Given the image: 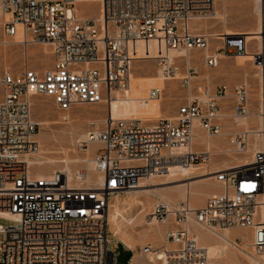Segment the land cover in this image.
<instances>
[{
	"label": "built area",
	"instance_id": "1",
	"mask_svg": "<svg viewBox=\"0 0 264 264\" xmlns=\"http://www.w3.org/2000/svg\"><path fill=\"white\" fill-rule=\"evenodd\" d=\"M215 1L104 0L103 21L97 23L72 13L75 0H0L4 37H19L25 47L48 45L54 59L44 73L0 70V220L8 222L0 225V264H118L119 246L109 230L111 199L176 169L212 166L213 153L195 142V127L198 124L209 137L220 135L221 100L230 95L226 87L214 89L207 79L199 82V69L189 61L182 63L186 70L180 79L187 100L175 121L147 125L107 116L102 128L89 124L87 139L78 149L85 153L95 145L92 156L101 182L88 180L87 169L73 178L63 172L38 178L26 156L38 149L34 97L52 98L61 112L109 103L113 92L130 86L133 65L141 60L139 44H157L154 60L167 78L180 68L175 61L170 64V52L212 50L205 57L210 68L222 58L254 52L264 93V35L258 49L248 47L245 36L215 37L219 43L212 48L211 36L192 32V21L209 18ZM260 4L264 14V0ZM162 93L154 89L150 98ZM232 94L234 116L249 117L248 86L238 84ZM260 115L264 117L263 109ZM252 134L237 133L230 142L236 154L251 156L248 166L207 172L221 192L201 208L187 200L172 209L163 202L155 204L154 219L166 223L170 216L175 218L176 228L166 231L158 250L162 264H209L208 252L190 231L192 224L214 233L250 229L253 250L264 256V128ZM255 145L259 150L250 153ZM142 252L154 251L145 247Z\"/></svg>",
	"mask_w": 264,
	"mask_h": 264
},
{
	"label": "rangeland",
	"instance_id": "2",
	"mask_svg": "<svg viewBox=\"0 0 264 264\" xmlns=\"http://www.w3.org/2000/svg\"><path fill=\"white\" fill-rule=\"evenodd\" d=\"M91 1L92 4L89 3L91 6H89V4H80L75 2L73 13L79 20L100 19L102 13L101 3L95 0ZM218 1L220 6L218 12L220 16L211 17L209 20H198L200 23L193 27L191 26L192 32L194 34L211 36L213 38L210 42L212 48L218 45L219 42L216 41L217 38L221 40L222 37L245 36L249 45L248 47L253 49V46H256L258 49L261 41L256 38L255 35L252 36L253 32H256L259 24V15L254 9V4L252 3L253 1ZM4 42L5 45L3 44ZM19 42L20 41L17 38L11 39L4 37L2 28L0 27V70H8L12 74L17 75L25 71L27 68L35 70L39 73H44L52 67L54 59L51 47L48 45H29L25 47L20 45ZM143 45H145L148 50L144 55H139V59L141 60L133 65L130 84L131 99L128 101H119L114 97L112 101L113 103L110 106L112 112L111 116L114 120L135 117L141 119V121L147 125L154 124L157 121L164 119L175 121L178 110L186 104L187 100V92L180 84V79L184 77L186 70L185 66L182 64L185 60L174 56L177 58L175 62L179 64L180 68L172 79L166 81L161 74V67H159L157 61L154 60L158 58L157 44L151 43L149 45ZM211 52L212 50L208 52L196 50L191 53V58L193 60L192 64L199 69L200 78L198 81L202 83L205 79H208L214 89L220 86L226 87L230 96L225 100H221L223 111L222 115L225 118L221 119L220 122V124H222V131L220 135L216 137H209L205 132L198 133L200 137L211 141V143L214 142L212 143V147L210 149L213 153L212 166L209 169L206 167H196L190 169L192 172H198L199 174H206L205 172H208L209 170L211 172H216L220 169L221 171L227 167H234L242 164L243 162L245 163L251 161L250 155L236 154L229 144V139L232 136L240 132H246L241 122L236 121L237 119H235L233 112L234 101L232 90L236 85L240 83H247L251 87V90L249 91V104L251 107L250 111L252 117L247 121V123L251 128L250 130H257L260 127V121L258 118L260 117L259 115L262 104V84L259 69L252 63L251 55L254 52H248V56L244 57L232 56L222 58L216 68H210L205 66L204 60L207 55L211 54ZM154 87H159L163 90L162 98L160 101L152 103V109L150 111H145L140 101L146 100L148 92ZM108 114L109 103H102L98 105H78L73 107L72 110L68 112H61L55 106L52 98L34 97L32 99V117L37 124H44L43 126L38 124V131L34 137V140L38 145V153L44 154L45 157L50 156V158H57L56 161L58 164L49 167L41 166L40 168L37 166H31L32 172L34 174L41 172H49V174H51L53 173V169L54 172H63L67 174V170L63 167L64 159L72 158L78 161H84L87 157H92L91 159H93V156H89L88 153L90 152V149L85 153L79 151L78 143L85 141L84 139H81L80 136L81 134H88L89 124L91 122H95L98 128H102L103 121ZM62 116H66L68 119L66 121L62 120ZM73 126L75 129L71 128ZM203 148L204 150H207L205 149L206 147ZM253 148L254 146L252 149ZM91 153L92 152H90V154ZM82 169H87L86 163L83 164V162H81L76 166H71L73 174H76ZM185 171L187 170H184L183 172ZM176 177L177 176H174L172 180H179ZM154 180L160 179L156 178ZM161 180H167L166 176L162 177ZM211 183L212 185L210 187H205L203 189L199 188L198 190L208 191L214 189L215 187L213 184L215 183H213V181ZM216 184L220 187V184L217 181ZM143 190L151 189L146 188ZM202 197L203 195H198L196 197L197 199L194 201L195 208L196 205L201 202ZM116 198L121 200H130L133 204L127 207H122V214L131 222L129 224H125L124 221H120L121 218L119 219V222H122L121 224L124 230L121 235H116L114 232L115 228H112L109 223V230L113 241L118 244L119 252H122L125 249L131 253V260L134 256H136L137 258L140 257L139 259L143 263L149 258L148 255H143V249L145 247H151L154 251L153 253H159L158 250L164 246L166 231L174 230L176 228L175 218L174 216H170L166 223L157 221L154 225L149 226L147 222L151 217L148 215L153 213L154 206L157 202H163L161 198L154 196H149V198L148 196L140 197V195L128 193L113 197L111 202H114ZM136 198L144 201L145 204H147L146 207L142 209L138 208L135 202ZM180 202L183 201L179 200L175 205L177 206ZM0 225L7 226L8 222L0 220ZM199 231L209 237L210 246L216 247L220 244L212 233L201 229H199ZM244 235L245 233L243 235L237 233L230 234V240H232L239 247H245L247 244H252V237L249 235L251 240L249 239L250 241L247 242ZM123 242L130 244L131 249L127 248ZM248 248V251L252 252L255 258L260 259V256L253 250V247L250 246ZM230 250L235 253L236 260L239 264L251 263L248 258L242 256V254L236 250L232 248H230ZM260 260L262 261V259ZM126 261L127 256H120L118 264H126ZM156 264H161V262L158 261ZM214 264L228 263L224 260H220Z\"/></svg>",
	"mask_w": 264,
	"mask_h": 264
},
{
	"label": "bare ground",
	"instance_id": "3",
	"mask_svg": "<svg viewBox=\"0 0 264 264\" xmlns=\"http://www.w3.org/2000/svg\"><path fill=\"white\" fill-rule=\"evenodd\" d=\"M46 1H48V0H46ZM51 1H53V0H51ZM95 1L100 2L101 6H102V13H101L100 19L99 20H83V21H94V22H97V23L103 21V2H104V0H95ZM251 1H253L252 3L254 4V9H255L256 13L259 15L258 28H257L256 32H253L252 36L255 35V37L258 38L262 42V37L264 35V14L262 12L260 0H251ZM75 2L76 3H80V4H89L92 1L91 0H75ZM89 6H91V5L89 4ZM219 7H220L219 6V1L216 0L215 1V5H214V12L211 14V16L209 18H207V19H195V20L192 21L191 26L193 27L196 24L200 23V22H198V20L199 21H203V20H209L211 17H219L220 16V14L218 12ZM17 39H19V41H20L19 37H17ZM261 42L259 43V47L258 48H260ZM3 44L5 45V42ZM6 46H7V42H6ZM147 50L148 49L146 48L145 45H143V44H139L138 45L139 55H144L147 52ZM208 51H210V50H208ZM172 55H173V58H172ZM167 56L170 59V64L177 59L175 57H180L181 59H184L186 62H188V61L191 62V64H192V61H193L192 58H191V54L186 53V52H170V53L167 54ZM252 63L254 65H256L253 62V60H252ZM256 67L259 69V72H260L261 84H262L261 92H262L263 91L262 70L257 65H256ZM161 74H162L164 80H166V81L169 80V79H172V78L165 77V75L163 74L162 68H161ZM240 84L247 85L248 88H249V91L251 90V87L247 83H240ZM154 89L162 90L159 87H154L153 89H151L148 92V95L146 97L147 101L146 100H141L140 101L142 103V107L145 109V111H150L152 109V103H156V102L160 101V99L162 98V95L160 97L150 98V93ZM187 95H188V93H187ZM112 97L113 98L114 97L117 98L119 101H121V100H124V101L130 100L131 99L130 98V86L126 87L125 89H117L115 92L112 93ZM113 98L109 102V114H108V116H111V113H112L110 106L113 103L112 102ZM249 103H250V99H249ZM249 106H250V104H249ZM224 108H225V106H224ZM261 109L264 110V93H262ZM259 116H260L258 118L259 121H260V127L259 128H261V129L258 128L257 130H253V129L250 130L251 128L249 127V125L247 123V121L252 117L251 113H250L249 117H246V118L235 117V119H237L236 120L237 122H239V121L241 122V124L244 127V129L246 130V132L254 133L252 135L257 136L256 133L261 131L264 128V117H262L261 115H259ZM61 119L66 121L68 118L66 116H62ZM125 119H138V120H141V119L135 118V117L125 118ZM119 120H122V119H119ZM38 124L40 126L44 125L43 123H38ZM241 124H239V125H241ZM71 128H74V126L71 127ZM71 131H73V130H71ZM199 132H203V131H201L199 129V125L196 124L195 131H194V133L196 135L195 142L199 144V147H201V148L206 147L205 149L210 150L211 147H212V143H214V142L211 143V141L200 137L198 135ZM80 137H81V139L86 140L87 139V134H81ZM233 137L234 136H232L229 139V144H230L231 140L233 139ZM254 138H256V137H254ZM94 149H95V145H90V152L93 153ZM256 150H259L257 145H255L254 148L251 149L250 152L253 153ZM90 152H88L89 156L93 155L92 153L90 154ZM63 154H61V155H63ZM26 158H27V161L29 162V164L32 167H35V166H37L39 168L41 166H48L49 167V166H54V165L58 164V162L56 161L57 158L56 159L50 158V156H46L45 157L44 154L38 153V149L34 153H28ZM91 158L87 157V159H85L84 161H78V160H75V159H72V158H66V159L63 158L64 159V161H63L64 166L63 167H65V169L67 170L68 176L70 178H73L74 176H76L77 173L76 174L72 173L71 166H76V165H78L81 162H83V164L86 163L87 164V169L89 171V179L88 180L95 181V182H101L102 181V176L100 174L96 173L95 168H94V161ZM249 163L250 162H245V163L243 162L242 164H239L237 166L227 167L225 169H234L235 167H238V166H248ZM50 168H52V167H50ZM214 170H216V169H214ZM178 171L179 170L176 169V170L171 171L167 175L154 177L151 180H143V182L142 181L140 182V186L138 187V189L133 191V192H131L130 194L140 195V197L148 196V198H149V196H154V197L161 198L163 200V202L165 204H167L170 209H172L173 207L176 206L175 204L179 200L180 201H186L187 200V201H189L191 203L192 207H195L194 201L197 199L196 197L198 195H203L204 196L206 194V191H202V190H198V189L199 188L203 189L205 187H210L212 185V183H211L212 181H213V183H215V184H213L214 187H215L214 189L220 188L216 184V180H215V177H214L213 174H211L210 176H207L206 175L207 172H205L206 174H202V173L199 174L198 172L194 173L191 170H187L185 172H183V171L182 172H178ZM217 171H220V169L217 170ZM52 172L54 173L53 169H52ZM211 173H215V171L211 172ZM48 175H50L49 172L48 173H42L41 172V173L35 174V176L38 177V178H44V177H47ZM164 176H166V178H167V180H165V181L161 180V178L164 177ZM174 176H177L176 178L179 179V180H172ZM156 178H159L160 180H154ZM146 188H150L151 190H143V189H146ZM217 194H218V192H213L211 195L214 196V195H217ZM131 198H133V197H131ZM135 202H136V205L138 206V208H141V209L145 208L146 205H147V204H145L144 201L139 200L138 198L135 199ZM132 204H133L132 201H130V200L128 201L126 199H122L121 200V199L116 198L114 202L110 201L111 209H110V215H109V223L112 226V228L113 227L115 228L114 232H115L116 235H118V234L121 235L124 232L123 226L121 224L123 221H124L125 224H129L131 222L130 220L126 219L124 217V215L122 214V207H127V206H130ZM148 216L151 217V218L148 219V222H147L148 225L149 226L154 225L157 222V220L152 217V214H149ZM120 218H121L120 221H122V222H119ZM198 228L201 229V230H204V229L192 224V226L190 227V231L192 233L193 232L195 233L199 245L208 252L209 261H210L209 264H214L215 262L220 261V260H224L228 264H239L237 262V260H236L235 253L233 251H231L230 248L236 250L237 252L242 254V256L248 258L251 261L250 264H264V256H260V259H262V261H261L260 259L255 258L253 256L252 252L248 251V249H249L248 247H250V246L252 247L253 244H247V246H245V247H239L232 240H230V230L229 229L228 230L219 231V232H216V233L208 231V232L212 233L214 235V237L220 242V244L218 246L214 247V246H210L209 245V237L207 235H205L204 233L200 232ZM149 231H151V230H149ZM150 233H152V232H150ZM244 237H245V240L247 242L252 239V238L250 239L249 235L246 234V233H245ZM123 243H125V242H123ZM125 245L127 246V248L131 249V245L130 244L125 243ZM148 256H149V258L147 259L148 262L145 260L143 263L139 259L140 257L137 258L136 256H134L132 258V260H130L131 261L130 264H156L163 257L162 253H160V252L159 253H150V254H148Z\"/></svg>",
	"mask_w": 264,
	"mask_h": 264
},
{
	"label": "crops",
	"instance_id": "4",
	"mask_svg": "<svg viewBox=\"0 0 264 264\" xmlns=\"http://www.w3.org/2000/svg\"><path fill=\"white\" fill-rule=\"evenodd\" d=\"M213 192L220 193L221 192V188H216V189H212V190L206 191V194L201 198V202L196 205V208H201L206 203V201L212 196L211 194ZM229 230H230V234L237 233V234H242L243 235L244 233H246V234H248L250 236H253V232L250 229L232 228V229H229ZM122 254L127 256L126 264H129L130 261L128 262V258L130 257L131 253L124 249L122 251ZM122 254H121V256H123Z\"/></svg>",
	"mask_w": 264,
	"mask_h": 264
},
{
	"label": "trees",
	"instance_id": "5",
	"mask_svg": "<svg viewBox=\"0 0 264 264\" xmlns=\"http://www.w3.org/2000/svg\"><path fill=\"white\" fill-rule=\"evenodd\" d=\"M119 253H120V255H119V257H120L122 252H119ZM131 257H132V255H130V257L128 258V262L131 260Z\"/></svg>",
	"mask_w": 264,
	"mask_h": 264
}]
</instances>
